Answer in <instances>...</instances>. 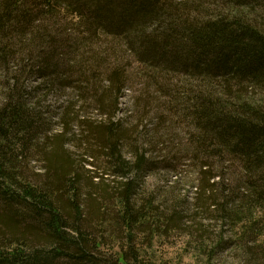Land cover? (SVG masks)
Wrapping results in <instances>:
<instances>
[{
  "label": "trees",
  "instance_id": "obj_1",
  "mask_svg": "<svg viewBox=\"0 0 264 264\" xmlns=\"http://www.w3.org/2000/svg\"><path fill=\"white\" fill-rule=\"evenodd\" d=\"M174 1L0 0V70L9 73L0 81V264L143 263L133 247L115 259L103 254L104 241L93 236L86 209L96 208L92 189H97L101 200L116 203L131 235L145 219L132 207L131 174L149 165L137 147L130 158L124 154L123 134L129 130L116 117L118 99L110 97L125 82L120 75L110 79L96 96L98 75L92 70L99 63L84 69L78 53L85 38L102 33L113 37L110 43L124 40L140 62L154 67L187 72L191 67L210 79L264 87V33L234 14L236 4L264 5V0H216L225 10L206 22L197 18L200 0H190L195 4L188 7L182 4L189 0ZM228 2L234 10L227 9ZM64 12L75 20L73 28L59 25L68 18ZM150 20L164 32L143 30ZM30 79L35 85L27 84ZM57 84L71 93L59 105V128L52 131L34 104ZM92 99L100 119L87 111ZM192 110L199 131L193 144L204 158H217L219 168L211 173V163H199L198 195H212L218 184L238 180L264 204V111L203 91L193 98ZM111 176L122 184L112 198L102 186Z\"/></svg>",
  "mask_w": 264,
  "mask_h": 264
},
{
  "label": "rangeland",
  "instance_id": "obj_2",
  "mask_svg": "<svg viewBox=\"0 0 264 264\" xmlns=\"http://www.w3.org/2000/svg\"><path fill=\"white\" fill-rule=\"evenodd\" d=\"M174 3L180 4L181 0ZM184 3L182 7H188L195 1ZM198 3H203L196 10L197 18L203 22L214 19L226 7L216 0ZM228 3L227 9L234 10L233 3ZM241 5L236 4L234 14L245 17L264 33V5ZM64 13L68 18L62 17L59 25L69 23L68 27L73 28L71 22L76 23L75 20ZM145 24L142 28L148 33L164 32L156 20ZM112 39L102 33L88 36L79 47L80 60L84 69L99 63L92 70L98 75V97L110 79L119 75L123 78L122 90L110 95L112 102H119L117 119H122L123 128L129 130L123 134L126 136L122 150L129 158L135 147L145 152L149 168L131 174L135 178L132 207L145 217L134 225L137 227L131 235L123 228L116 203L101 200L97 189H92L96 208L89 205L86 209L92 215L93 236L99 234L104 241L103 254L115 259L120 251L133 247L142 264H264V204L256 202L262 203L251 194L252 189L242 181L231 180L214 187L212 195H198L199 163H211V173L219 168L217 158H204L201 149L193 144L199 131L192 121V102L197 93L214 94L229 104L246 102L264 111V87L239 86L234 80L226 83L218 77L210 79L191 67L188 72L166 69L164 65L154 67L140 62L127 42L117 38L110 43ZM8 75L0 70V81ZM35 83L30 79L27 84ZM70 93L69 88L63 90L57 84L46 96L41 92L42 105L37 104L40 100L35 97L34 105L44 112V121H49L52 131L59 128V105L69 99ZM92 100L87 111L100 119V106ZM34 164L35 160L29 165ZM114 177L102 184L110 198L122 187L118 184L120 178ZM99 210V214L95 213Z\"/></svg>",
  "mask_w": 264,
  "mask_h": 264
}]
</instances>
